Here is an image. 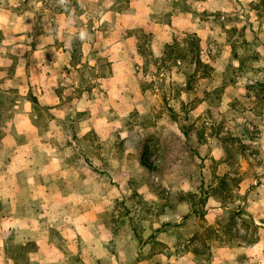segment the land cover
<instances>
[{"label": "rangeland", "instance_id": "374dc122", "mask_svg": "<svg viewBox=\"0 0 264 264\" xmlns=\"http://www.w3.org/2000/svg\"><path fill=\"white\" fill-rule=\"evenodd\" d=\"M6 137L94 264H264V0H0Z\"/></svg>", "mask_w": 264, "mask_h": 264}, {"label": "crops", "instance_id": "0c3cea01", "mask_svg": "<svg viewBox=\"0 0 264 264\" xmlns=\"http://www.w3.org/2000/svg\"><path fill=\"white\" fill-rule=\"evenodd\" d=\"M24 145H28L27 140H0V150L9 147L12 151L5 159L0 156V180H12L10 187L0 186V212L9 211L0 226L10 233L5 238L0 234V264H82L84 258L94 264V223L88 221L93 213L64 209L78 193L68 184L56 189L55 193L63 197L52 208L46 202L54 194L51 188L48 192L42 185H17L22 177L27 183L33 177L32 161L23 152ZM37 173L44 179L42 169Z\"/></svg>", "mask_w": 264, "mask_h": 264}]
</instances>
